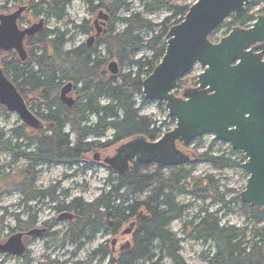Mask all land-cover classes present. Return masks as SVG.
I'll use <instances>...</instances> for the list:
<instances>
[{
	"label": "trees",
	"instance_id": "trees-1",
	"mask_svg": "<svg viewBox=\"0 0 264 264\" xmlns=\"http://www.w3.org/2000/svg\"><path fill=\"white\" fill-rule=\"evenodd\" d=\"M20 1L4 0L0 3V14L8 12L9 4L14 6ZM23 1L28 3L27 9L35 17H42L44 21L51 18L62 21L72 0ZM255 1L260 0H249L242 17L235 19L231 16L228 22H224L209 36V40L218 41L217 34L221 27H225L228 32L235 27H249L255 17L248 14V9ZM193 3L187 0H140L141 12L120 17L121 12L130 10L126 0H87L91 14L103 10L109 15L103 33L96 38L91 48L81 45L66 51L63 49L66 33L43 28L25 39V61H20L13 52H0V67L4 75L27 106L33 101L28 99L29 96L36 97L38 106L30 110L46 129H51L50 136L44 135L40 143L36 133L31 137L23 124L9 131L10 139L15 140L14 145L9 139L3 141L4 134L0 133V146L2 150L12 152L14 162L23 157L29 161L18 173V191L32 188L37 164L31 162L36 163L39 158L43 159L40 163L50 157L56 164L72 168L97 150L107 151L137 136H143L149 142L161 136L160 126L165 123L157 126L152 119L141 116L136 98L141 102L140 106L150 104L142 96V82L160 62L168 30L183 19ZM162 10H166L169 16L157 25L145 18L146 14H157ZM119 23L123 25L120 31L115 28ZM74 28L89 34L93 32L94 25L86 20ZM144 32L148 33V37L142 36ZM100 46L105 56L97 50ZM142 50L149 55L138 57ZM110 61L118 65L119 73L116 76L106 71ZM67 82L74 86L75 101L71 107L62 104L59 98L60 89ZM179 88L181 81L176 86V89ZM101 98L107 99L108 103L101 105ZM158 105L163 106L162 103ZM0 111L8 114L1 106ZM91 117L94 122L90 121ZM170 121L174 123L173 119ZM63 126L68 128V134L63 133ZM108 129L113 131L111 138L104 143L96 141L104 137ZM23 138L36 145L38 143L37 153L20 152L21 145L17 141ZM228 151L230 154L236 153L229 147ZM241 159L245 161L243 156ZM198 163H207L219 170L235 166V161L228 155L215 156L207 151L197 155L195 164L189 162L164 169L152 164L131 163L125 175L109 171L116 177L107 180L111 184L107 192L90 204L76 201V238L82 237L86 230L91 233L94 223H101L104 219L106 233L112 235H117L125 224L134 223L130 242L125 241L128 242V248H123L116 258L118 264H162L161 259L153 261L155 243L160 256L164 254L172 264H184L179 256L183 240L176 238L169 231V226L190 207L178 204L176 197L190 195L203 201L210 199L217 206L214 213L204 210L196 225L191 222L183 227L184 232L188 227L190 229L185 239L213 244L214 252L208 258V264H264V230L254 227V224L264 221V211L242 203L239 195L226 199L229 190L220 192L217 180L212 175L194 177V167ZM88 165L91 166V161ZM0 173L2 178L10 176L1 169ZM231 205H240L239 211L248 220L249 227L235 228L220 223L217 214L230 212ZM3 213L0 222L5 219L6 209H3ZM13 217L18 225V215ZM94 256V252L90 253L88 260L91 261ZM109 261L112 263L111 259Z\"/></svg>",
	"mask_w": 264,
	"mask_h": 264
},
{
	"label": "water",
	"instance_id": "water-1",
	"mask_svg": "<svg viewBox=\"0 0 264 264\" xmlns=\"http://www.w3.org/2000/svg\"><path fill=\"white\" fill-rule=\"evenodd\" d=\"M247 2L195 0L183 20L168 30L164 55L143 80L142 95L149 102L164 103L175 126L154 142L143 136L122 142L102 160L104 167L125 175L131 162L162 168L181 166L192 159L178 145L210 134L244 155L246 161L241 167L247 180L239 198L242 203L264 211V16H257L247 29L233 28L217 43L208 39L230 16L240 19ZM24 10L25 7H19L12 14H0V50H14L20 61H25L27 56L22 44L24 37H31L44 27L41 19L18 31L16 21ZM108 20L109 16L99 11L94 20L95 35L86 40L87 47L100 36ZM196 64L202 69L197 87L186 89L181 97H176L173 92L177 82ZM107 70L117 75V63L109 62ZM72 88L67 83L60 90V100L67 107L74 103L70 96ZM0 105L17 115L23 124L33 129L41 127L1 70ZM94 159L99 160L97 155ZM132 227L131 223L123 235H128ZM21 236L20 233L11 236L0 245V252L20 256ZM123 248H128V242Z\"/></svg>",
	"mask_w": 264,
	"mask_h": 264
},
{
	"label": "rangeland",
	"instance_id": "rangeland-1",
	"mask_svg": "<svg viewBox=\"0 0 264 264\" xmlns=\"http://www.w3.org/2000/svg\"><path fill=\"white\" fill-rule=\"evenodd\" d=\"M128 4H130V10L128 12H121L120 17L128 16L131 12H141V4L140 0H126ZM4 2V0H0V3ZM189 3H193L194 0H187ZM9 4L8 12H4L5 14H11L15 12L19 7H25L26 11L21 14V18L18 21L19 28L25 29L30 27L34 23H38V20L42 17H35V14L27 9L28 3L26 1L21 0L16 5ZM264 0L255 1L254 4L248 9V14L256 17L257 15L264 14ZM262 12V13H261ZM66 17L62 21H55V19H48L45 21V29L47 30H58L59 32L66 33V42L64 43V50H73L81 45L85 44V41L90 36L89 34H85L75 26H79L83 23V21H90V24L93 23V20L96 16L95 14H91L89 12V7L87 5V0H72L70 4L67 6L65 10ZM169 16V13L166 10H162L157 14H146L145 18L149 20L152 24H159L165 18ZM230 18V17H229ZM229 18H227L224 22H228ZM116 30L120 31L123 28L122 24H117L115 26ZM93 33V32H92ZM229 32L226 31L225 27H221L220 32L217 34V38H222L227 35ZM143 37H148V33H142ZM97 50L101 53V55L105 56L103 48L100 46ZM149 53L145 50H142L138 57L148 56ZM201 68L198 65H195L192 71L183 77L181 80V88L175 91L177 96H180L182 91L188 87H194V83L197 80V76L201 73ZM109 74V73H108ZM110 75V74H109ZM79 87V86H78ZM73 99L75 100L74 93L72 94ZM29 100H33L29 105L30 108H36L38 106V101L35 96H29ZM137 108L139 107L140 115L146 116L147 118L152 119L156 122V125L164 124L161 127V131L167 132L174 127V123L170 121L167 116L166 109L163 106H159L157 102H150V104L140 106L141 102L138 98ZM99 103L101 105H105L108 103V100L105 98L99 99ZM42 112V110H41ZM91 122H94V118H90ZM21 125V122L17 115L8 113L7 115L0 111V132L4 134L3 141H6L10 138L9 131L15 128H18ZM63 131L68 133V129L64 127ZM113 134L111 129H108L104 135V137L96 139L99 143H104L106 140L110 139ZM10 140V139H9ZM90 141H94L90 139ZM20 141H17L19 143ZM15 141L12 140L11 144L14 145ZM116 146L107 149V151L97 150L92 154L86 156L82 163L78 166L72 168H66L64 166H47L43 165L42 174L40 181L44 184H49L52 181L55 183H61V190H70V198L75 199L78 203L82 204H90L93 203L97 198H99L104 192H107L111 186L108 184V179H114L116 175H113L109 172L108 169L103 168L98 161L94 159V154L100 152V158H104L105 156H110L113 153V149ZM180 150L184 153L189 154L192 159L191 162L195 164V159L197 155L210 151L212 155H228L232 160L235 161V166L225 168V169H215L207 163H198L194 167L193 176L200 177L204 175H212L215 180H217V185L220 187V192L225 193L227 190L228 193L226 199H231L237 197L243 190L246 184L247 175L242 169L241 165L244 163L242 161V154L236 152L235 154H230L228 151V146L224 143L218 142L214 140L213 135L205 134L201 137L196 138L195 140L189 142L185 147H180ZM91 161V166L88 165V162ZM102 163V159L100 161ZM25 161H15L13 162L12 155L9 151L3 150L0 151V169L3 170L5 174H10L7 178H2V173H0V216L3 215V209H6V216L4 219L5 225L8 226L7 230L3 232H8L15 228L16 224L14 221V215H18L20 219L21 214V195L20 191L16 189L18 184V173L25 166ZM70 176L68 180H64V176ZM39 181V182H40ZM37 183V185L39 184ZM62 194V193H60ZM146 195V194H145ZM143 195L142 198L145 196ZM176 202L180 205H190V207L186 210L184 215L174 221L169 226V231L176 235V238L182 239L183 241L180 243V252L179 256L184 261V264H208V258L214 252L213 244L208 242L203 244L200 241H193L185 239V235L190 232L189 227L184 232V224L191 223L196 225L198 223V217L202 216V212L207 210L208 212H215L217 210V206L211 203L210 199L205 201L200 199H195L190 195H179L176 197ZM231 211L225 213H218L217 217L220 220L222 225L235 227V228H243L248 226V220L239 211L240 205H231ZM21 220V219H20ZM251 225V224H250ZM253 225V224H252ZM256 229L264 230V221L260 223L254 224ZM249 227V226H248ZM129 228V223L123 226V230ZM59 237L58 240L62 239L63 232L59 229ZM96 240L87 244L82 250H76V256L69 259L68 264H79L86 263L88 261V257L92 250L96 245L106 240L107 242H111L114 238L109 235H98L96 236ZM122 243L125 241L130 242V237L123 236L121 238ZM157 243L154 244L153 253L155 254L153 261L156 259H161L162 264H172V262L165 257L164 254H161L157 250ZM264 251V244L262 245ZM43 249L41 246H36L33 249L34 258L36 262H41V255L43 254ZM73 250V249H72ZM51 258L58 259L63 262L64 260H68L66 256H58V255H50ZM161 257V258H160ZM0 264H20V261L16 258L8 259L7 261H3L0 259ZM36 264V263H34ZM89 264H99L95 262L93 259ZM103 264V262L101 263Z\"/></svg>",
	"mask_w": 264,
	"mask_h": 264
},
{
	"label": "flooded vegetation",
	"instance_id": "flooded-vegetation-1",
	"mask_svg": "<svg viewBox=\"0 0 264 264\" xmlns=\"http://www.w3.org/2000/svg\"><path fill=\"white\" fill-rule=\"evenodd\" d=\"M25 11L26 9L23 12ZM20 18L21 15L16 21L18 31H22V29L19 28L18 25V21L20 20ZM92 34H93L92 32L89 33L90 36H92ZM26 38L27 37H24L22 42L25 51L26 48L24 47V41ZM0 52L6 53L3 50H0ZM7 52H13L16 54V56H18L14 50H10ZM0 70L3 76L6 78L1 67ZM72 94H73V90H72ZM33 116L35 115L33 114ZM35 118L39 122H41L36 116ZM24 126H25V130L29 132L31 137H34V134L36 133L38 143H40V139H42L44 135L50 136L51 134V129L49 128L46 129L43 124L39 129H33L27 125ZM64 127L66 126H63V129ZM63 133L68 134L65 133L64 131ZM12 140L13 139H10V143ZM19 141L20 142L18 144L21 145L20 152H22L23 154L34 153V152L37 153L36 149L38 148V143L36 145L34 142L32 141L29 142L24 138ZM0 151H3L1 146H0ZM10 153L13 158L12 152ZM41 154L43 156V151L41 152ZM100 155L101 153L98 152L97 153L98 159ZM101 159L103 158H100L98 163L104 168L102 163H100ZM22 160L25 161V163L29 162L25 157H23ZM40 161H43V159L39 158L36 163L31 162L32 164L35 165L37 164L35 167V172L37 173H35V177L32 183V188H26L25 191L20 192L21 220L19 219V224L17 225V223L15 222L16 224L15 228L4 233L3 230L6 231L8 226L5 225L4 221L0 222V245H4L7 242V240L14 234L20 233L22 235L21 244L23 247V253L20 256H12L9 253L0 252V259H2L3 261H7L8 259L16 258L20 261V264H34V263L68 264L69 259L76 256V250L79 251L82 250L87 244L94 242L97 238L96 236L105 234L114 238L111 240L110 243L104 240L94 247V249L92 250V252L95 253L93 260L95 262H98L99 264H101L102 262L103 264H118L116 258L118 257L119 253L122 251L121 238L123 237L124 230L121 229L117 235H112L111 233L107 234L105 230L106 225L104 219L101 223L98 222L94 223V230L91 233L88 232V230H86L85 234L79 239H77L76 229L74 225L76 200L70 198V190H61L60 189L61 183L59 184L52 181L49 184H44L40 181L43 165H47V166H61V165L56 164L50 157H47L44 163H40ZM69 178L70 176L68 175L63 177L65 181L68 180ZM38 182L39 184L37 185ZM69 216L72 217L69 219ZM132 224L133 227L131 228L130 233L128 235H125L127 237L128 236L130 237L134 231L135 225L134 223ZM59 229L60 231L63 232V236L61 240H58L60 233ZM36 246H41V248L43 249L42 250L43 254L41 255V262L38 263L36 262L33 253V249ZM50 255L66 256L68 260H64L63 262H61L58 259V257L53 259L51 258ZM109 259L112 260V263L109 261ZM90 262L91 261L88 260L84 264H89ZM79 264H83V263H79Z\"/></svg>",
	"mask_w": 264,
	"mask_h": 264
}]
</instances>
